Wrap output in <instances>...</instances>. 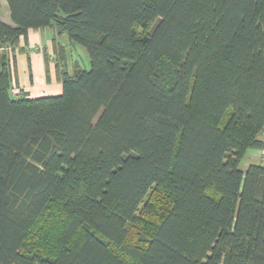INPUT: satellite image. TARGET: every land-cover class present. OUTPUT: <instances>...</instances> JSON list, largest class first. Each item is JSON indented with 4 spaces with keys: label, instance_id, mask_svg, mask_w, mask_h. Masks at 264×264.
<instances>
[{
    "label": "trees",
    "instance_id": "trees-1",
    "mask_svg": "<svg viewBox=\"0 0 264 264\" xmlns=\"http://www.w3.org/2000/svg\"><path fill=\"white\" fill-rule=\"evenodd\" d=\"M5 1L0 50L90 68L30 99L0 55V264H264V0Z\"/></svg>",
    "mask_w": 264,
    "mask_h": 264
},
{
    "label": "crops",
    "instance_id": "crops-1",
    "mask_svg": "<svg viewBox=\"0 0 264 264\" xmlns=\"http://www.w3.org/2000/svg\"><path fill=\"white\" fill-rule=\"evenodd\" d=\"M5 4L6 1L1 0L0 20L12 25ZM6 8L8 10L7 4ZM74 47L66 34L58 35L55 28L46 27L28 30L26 39L21 38L18 45L11 48V52L0 50V55L3 52L8 56L12 53L9 68L12 74L11 86L15 89L14 96L26 95L30 99H35L60 95L62 84L58 78L57 65H61L70 74L75 69H81L78 60L72 54ZM247 154L249 158L255 155L264 157L262 150L249 149ZM256 162L264 165L263 159Z\"/></svg>",
    "mask_w": 264,
    "mask_h": 264
},
{
    "label": "rangeland",
    "instance_id": "rangeland-1",
    "mask_svg": "<svg viewBox=\"0 0 264 264\" xmlns=\"http://www.w3.org/2000/svg\"><path fill=\"white\" fill-rule=\"evenodd\" d=\"M5 10H7L6 8V4H5ZM3 16H4V13H3ZM74 50H73V57H75L78 62H79V66L81 67V69H85V70H88L90 68V63H89V58H88V54H87V51L85 50V48H83L82 46L78 45V44H74ZM3 51H6V52H11V47H7V48H4L2 49ZM12 55V53H11ZM11 94L12 95H15L14 92H15V89L11 86V90H10ZM263 159V162H264V157L261 158V155H255V156H251L250 158L248 157V154L245 155V157L243 158L241 164H240V169L241 170H245L250 164H255V165H258V164H261L260 162H256V161H259ZM53 222V221H52ZM57 222L58 224H55V225H59V221H58V218H57ZM38 232L44 234V227L43 229H37Z\"/></svg>",
    "mask_w": 264,
    "mask_h": 264
}]
</instances>
